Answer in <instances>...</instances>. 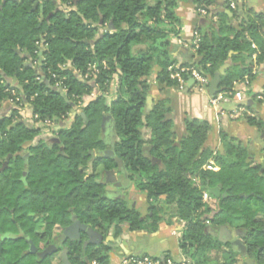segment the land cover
Returning a JSON list of instances; mask_svg holds the SVG:
<instances>
[{
	"label": "trees",
	"instance_id": "trees-1",
	"mask_svg": "<svg viewBox=\"0 0 264 264\" xmlns=\"http://www.w3.org/2000/svg\"><path fill=\"white\" fill-rule=\"evenodd\" d=\"M55 1L62 9L53 12L50 0L43 4L41 16L33 10V0H0V107L8 110L0 116V169L7 156H14L0 171V217L9 215L8 210L16 216H32L33 231L35 220H42L50 239L54 227H68L73 216L103 238L111 233L117 239L125 225L129 232L155 233L168 213L184 224L177 244L187 264H264V137L261 162L253 165L249 149L223 131L222 152L204 148L207 122L185 118L184 134L176 140L168 100L146 109L154 67L160 69L156 81L164 88L180 89L191 77L188 71L182 73L180 84L168 71L176 66L168 46L180 35L178 0ZM194 4L207 16L216 7L215 0H194ZM241 8L245 15L237 30L225 23L237 13L229 6L233 17L223 11L214 14L218 23L210 33L197 25L195 61L176 66L178 70L195 69L209 80L230 63L219 77L217 93L231 91L245 78L253 81L254 69L263 65L264 70V17L245 5ZM28 58L41 60L48 86L25 64ZM92 64L98 74L83 79ZM114 79L118 87L109 102ZM91 82L98 93L71 116L77 103L94 90ZM56 86L59 91L53 90ZM19 108L30 113V122ZM104 116L111 118L115 137L111 146L102 133ZM45 120L54 128L69 120L53 131L58 145L34 142L42 133L37 125ZM244 120L264 134L263 121L251 116ZM109 148L122 162L126 183L146 194L145 216L124 199L109 198L99 181L98 168L118 172L112 159H93V153ZM22 151L28 155L26 161L19 155ZM206 165L212 169L204 170ZM90 168L92 173L87 172ZM214 187H220L221 197L207 192ZM235 222L243 251L209 229L232 231ZM82 243L66 244L70 264H111V250L103 242L96 249L82 248Z\"/></svg>",
	"mask_w": 264,
	"mask_h": 264
},
{
	"label": "crops",
	"instance_id": "crops-1",
	"mask_svg": "<svg viewBox=\"0 0 264 264\" xmlns=\"http://www.w3.org/2000/svg\"><path fill=\"white\" fill-rule=\"evenodd\" d=\"M218 1L222 3L219 4ZM235 3L236 16L230 12L228 0H215L216 7L208 16H202L194 4V0H178L175 13L181 21V30L178 38L170 39L168 52L172 59L175 61L176 66L195 61V28L197 25L202 27V31L210 33L212 28H215L218 19L213 16L219 11H223L227 16L233 17L229 24L234 30H237L242 18L244 17V9L241 8L245 5L246 8L261 14L264 17V0H233ZM218 2V3H217ZM229 12L230 14H227ZM254 49V48H253ZM253 58V55H252ZM255 58V57H254ZM253 58V59H254ZM27 66L34 69L36 75L40 76L42 73L41 60L32 62L27 59ZM227 68L230 63L226 64ZM70 69V66L68 65ZM263 65L256 71L254 69L255 77L242 92V101H233L227 103L225 106L219 105L214 108L210 106L209 99L211 96L205 91H199L195 82L191 83L189 78L180 89L164 88L156 81L159 67H154L151 77L148 80L149 92L146 98V109L148 110L152 103L168 100L170 102L171 113L170 116L173 120V130L176 134V140L184 134L183 121L185 118L197 119L199 121L207 122L209 131L207 139L204 143V148H209L212 151L222 152L223 146L220 139V132H224L230 138L238 140L245 146L255 144L257 138L263 139L264 134L259 132L256 128L249 126L244 120V116H251L257 120L264 122V100L261 97L264 94V70ZM227 70V69H226ZM225 70V71H226ZM98 92V89L95 88ZM95 98L94 90L88 96L83 98L85 104ZM115 98L113 90L108 96V101ZM7 108L0 107V116L7 114ZM109 134L111 138L109 139ZM149 136V135H148ZM145 137L146 138H148ZM108 137L106 141L109 146L115 141V137L110 124ZM47 137L40 134L35 141L44 140ZM111 148H109L110 150ZM95 156V155H94ZM95 158V157H94ZM89 173H92L91 168ZM88 171V170H87ZM99 173V181L106 186H111L114 189V183L118 182L116 172H104L100 168L97 169ZM126 178V177H125ZM125 178L123 180H125ZM122 189L119 191L120 197L125 200L128 207L134 208L142 216H145L148 211V203L146 194L135 190L132 186L128 185L126 181L120 182ZM174 220V221H173ZM183 223H178L173 218L164 217L159 223L158 229L155 233H148L146 231L129 232L127 226H124L122 235L114 239L112 234L105 239V244L111 250V264H120V261L125 256L144 255L150 257H164L168 256L175 261H179L182 257V252L178 248L177 240L180 234ZM170 243V244H169ZM172 247V248H171Z\"/></svg>",
	"mask_w": 264,
	"mask_h": 264
},
{
	"label": "flooded vegetation",
	"instance_id": "flooded-vegetation-1",
	"mask_svg": "<svg viewBox=\"0 0 264 264\" xmlns=\"http://www.w3.org/2000/svg\"><path fill=\"white\" fill-rule=\"evenodd\" d=\"M48 1L50 0H33V10L38 9L40 12V9L42 8L43 12V4L47 3ZM52 1L55 6L53 12L62 9L58 2H56L55 0ZM41 16H43V13ZM48 16L45 18L46 20L49 19ZM55 138L56 136H53L42 141L58 145L59 140L58 142L53 141V139ZM19 155L21 156V159L23 161H26V159L28 158L27 153L24 151H22V153L20 152ZM97 156L103 157L101 155V152L98 154L93 153V159ZM115 172L117 174L116 176L124 178L119 170V173L117 171ZM8 211L10 212L9 215L0 217V219H2V221L4 222L3 223L0 221V264H66L62 260L61 254L64 249H67L68 255V248L66 247V244L68 242L80 243L82 241V248L91 247L93 249H96L99 247V245H88L86 247H83L84 242L87 241V237L84 233L81 232L79 235H77V232L80 231L79 225H75L72 230H67V227L61 228L59 226H55L52 230L51 238L48 239L43 230L44 223L42 220H38L35 218V229L33 231L31 229L33 222L32 216H16L13 214V210ZM72 219L76 218L72 216L71 220ZM76 221L78 220L76 219L73 222L71 221L70 225L72 223H75ZM222 233H224L223 235L225 237V231ZM34 235L37 236L36 239H34ZM83 237L85 238L82 239ZM105 239L106 238H103V244H105ZM17 252H19L20 254L19 259H23L22 261H19V259H17Z\"/></svg>",
	"mask_w": 264,
	"mask_h": 264
},
{
	"label": "built area",
	"instance_id": "built-area-1",
	"mask_svg": "<svg viewBox=\"0 0 264 264\" xmlns=\"http://www.w3.org/2000/svg\"><path fill=\"white\" fill-rule=\"evenodd\" d=\"M228 4H229V7L231 10H235V3L233 0H228ZM198 12L202 16H207L206 11L203 9H200ZM194 35L196 38L195 46L198 47L200 36L198 35L197 32ZM39 47L42 49L43 45L39 44ZM252 48L256 49V47L254 45H252ZM255 56L256 55L253 54V58ZM102 65L105 66L106 64L103 62ZM67 67H68V65H67ZM168 71L170 72V78L172 80L178 81L180 84H183L181 74L188 71V72H190V76H191L190 78L192 80H194L199 91L205 92L208 88L209 80L205 76L201 75L195 69H189V70L180 69V70H178V68L176 66H171L168 68ZM97 74H98V70H97L96 66L94 64L89 65L88 71L83 76V79L90 80L91 78H95ZM249 84H250V82L248 81L247 78H245L243 82L236 83L231 91L216 93L215 95L211 96L209 99L210 106L216 108L221 103H231L233 101L241 102L242 101V92L241 91H243L247 86H249ZM117 87H118V82L116 79H114L110 83L109 95H110L111 90H113V94L115 95ZM55 88L57 89V86ZM13 95H14V93H13ZM259 98L261 100H264V94ZM10 102H13V101L11 100ZM15 102H19V98L16 97ZM84 105H85L84 100L82 102L77 103V105L73 108V112L76 114L77 112H79L81 110V108ZM19 112H20V115L24 119H26L30 122L31 115L27 110L19 108ZM37 126L42 128L41 134L46 136V137H49V135L52 136L53 131L56 130V128H54V123L51 122L50 120H45L43 122H40V123H38ZM211 169H212L211 165L204 166V170H211ZM178 237H179V234H178ZM92 264H97V263L93 262ZM120 264H187V261H186L184 255H182V257L179 261H175L168 256H164V257L160 258V257H150V256H144V255H133V256H125L124 258H122V260L120 261Z\"/></svg>",
	"mask_w": 264,
	"mask_h": 264
},
{
	"label": "water",
	"instance_id": "water-1",
	"mask_svg": "<svg viewBox=\"0 0 264 264\" xmlns=\"http://www.w3.org/2000/svg\"><path fill=\"white\" fill-rule=\"evenodd\" d=\"M5 1H6V0H3V3H4ZM218 2H219V4L222 3L221 1H218ZM218 2H217V3H218ZM0 9H1V6H0ZM40 13H41V15H42V13H43V12H42V8L40 9ZM226 13H227V14H230L229 12H226ZM48 17H50V15H49ZM39 57H41V54L39 55ZM226 69H227V66H226V64H225V65H223L222 67L219 68V70H218V72H217V74H216V76H215L214 78H209V85H208V88H207V90H206V92L209 94V96H213V95H215V94L217 93V91H218V85H219V77H220L221 75L224 74V72H225ZM0 74L3 75L2 72H0ZM40 77H41L42 81L44 82V84L48 86V85H49V82L45 79V75H44L43 73H41ZM80 81H82V80L80 79ZM190 82H191V83H194V80L191 79ZM13 85H14L15 87H17V89H18V90L21 92V94H22V89H21V87H19V86L16 84L15 80L13 81ZM90 86L94 89V95H96L98 92L95 90V83H94V82H91V83H90ZM53 90H57V91H59V90L56 89V88H53ZM22 100H23L24 103L26 102V101H25V98H24L23 96H22ZM74 115H75V113H74L73 111H71V116H74ZM71 116H70V117H71ZM110 122H111V118H110V116H104V117L102 118V121H101V128H102V133H103V135H104V140L106 139L107 131H109V128H110ZM68 124H69V120H68L67 122H61V123H59V126H58L56 129L63 128V127H65V126L68 125ZM26 125L30 126V124H29L28 122H26ZM106 129H107V131H106ZM53 141L58 142V139L55 138V139H53ZM21 153H22V152H21ZM101 155H102L103 158H105V159H107V158L112 159V160L117 164V168H118V170L121 172L122 176H123L124 178L126 177V173H125V171H124V169H123V167H122V162H121L120 159H118V158L115 156L113 150L110 149V150L103 151V152H101ZM11 158H12L11 155L8 156V157L6 158V160H5V161L3 162V164H2V167H1L0 171H3V170L8 166V161H9ZM110 172H113V171H110ZM113 186H114V188H115L117 191H107V192H106L107 196H108L109 198H112V199H119V198H121V197H120V193H119V191L122 189V185H121V183H120V182H116V183H114ZM207 192H208L209 194H211L214 198H219V197L222 196V195H221V189H220V187L207 188ZM75 220H76V219H72L71 221L73 222V221H75ZM75 225H79V226H80V231L77 232V235H79L80 232H81V233H84L85 236L87 237V241L84 242L83 247H86V246H88V245L98 246V245H100V244L103 242V236H102V234H100V233H98L97 231H95V230H93V229L87 227V226L84 225V224H80L78 221H76L75 223H72V224H71L69 227H67L66 229H67V230H72V229L74 228ZM223 230H225V228L221 229V232H224ZM221 232H220V234H221ZM227 234H228V233H226V235H227ZM217 237H218V239L221 240L220 235L217 236ZM227 240H229V236L227 237ZM232 244L238 246V247L240 248L241 251L244 250V247L240 244L239 241H237V240L232 241ZM49 254H51V253H49ZM61 258H62L63 262H65L66 264H70V262H69V260H68L67 249H64V250L62 251ZM246 264H250V263H249V262H246Z\"/></svg>",
	"mask_w": 264,
	"mask_h": 264
},
{
	"label": "rangeland",
	"instance_id": "rangeland-1",
	"mask_svg": "<svg viewBox=\"0 0 264 264\" xmlns=\"http://www.w3.org/2000/svg\"><path fill=\"white\" fill-rule=\"evenodd\" d=\"M221 106H226L227 105V103H221L220 104ZM106 131H107V129H106ZM108 133H109V131H107V137H108ZM143 134H144V137H147L148 136V133L144 130L143 131ZM51 137H53V135L52 136H50L49 135V137H47L46 139H49V138H51ZM109 139L111 138V135L109 134V137H108ZM255 142V144H253L252 146H251V148L249 147V146H246L248 149H249V151H250V154H252V159H251V161H252V163H253V165L254 164H256V163H260L261 162V158H262V152H261V149H262V147H263V141H261V139H259V138H257V140H255L254 141ZM89 169H88V173H89ZM117 178H118V182H123V181H126V180H123L124 178H122V177H119V176H116ZM108 189H109V191H112L113 189L111 188V186H108ZM115 189V188H114ZM204 198L205 199H207V195L205 194L204 195ZM213 201H211V203H212ZM162 204L161 205H163V202H161ZM163 206H165V205H163ZM165 217H167V218H170L169 217V214L167 213V215H165ZM259 218H261V216L259 217ZM174 221V220H173ZM238 224L239 223H237V222H235L234 224H233V230L232 231H230V230H228V229H225V230H223V231H225V235H226V233H228L225 237H228L229 236V239L231 240V241H235V240H237V241H239V236H240V232H239V230H237V226H238ZM184 225V224H183ZM210 230H211V234H213V235H215V236H219L220 235V238H225L224 237V233H222L221 232V229H218V228H209ZM220 232H221V234H220ZM170 244V243H169ZM172 248V247H171ZM237 264H246V263H244L243 261H240L239 263H237Z\"/></svg>",
	"mask_w": 264,
	"mask_h": 264
}]
</instances>
